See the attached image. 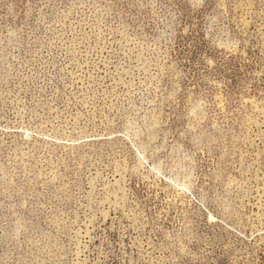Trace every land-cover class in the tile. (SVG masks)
Masks as SVG:
<instances>
[{"label": "rangeland", "instance_id": "rangeland-1", "mask_svg": "<svg viewBox=\"0 0 264 264\" xmlns=\"http://www.w3.org/2000/svg\"><path fill=\"white\" fill-rule=\"evenodd\" d=\"M0 264H264V0H0Z\"/></svg>", "mask_w": 264, "mask_h": 264}]
</instances>
